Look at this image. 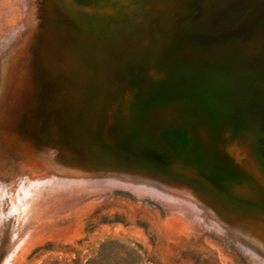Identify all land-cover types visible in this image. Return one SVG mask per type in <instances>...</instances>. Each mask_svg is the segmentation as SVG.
Returning <instances> with one entry per match:
<instances>
[{"label":"rangeland","instance_id":"374dc122","mask_svg":"<svg viewBox=\"0 0 264 264\" xmlns=\"http://www.w3.org/2000/svg\"><path fill=\"white\" fill-rule=\"evenodd\" d=\"M0 264H264V0H0Z\"/></svg>","mask_w":264,"mask_h":264},{"label":"bare ground","instance_id":"6f19581e","mask_svg":"<svg viewBox=\"0 0 264 264\" xmlns=\"http://www.w3.org/2000/svg\"><path fill=\"white\" fill-rule=\"evenodd\" d=\"M158 134H159V135H160V134H164L166 137L171 138V139H170V142H171V143H172V142L174 143V142L177 141L176 138H175V136H172V133L169 134V133H167V132H165V131H160ZM159 135H158V136H159ZM166 137H165V139H167ZM162 138H163V137H162ZM167 141H168V140H167ZM167 141H166V142H167ZM168 142H169V141H168ZM171 143H170V145H171ZM174 144H175V143H174ZM175 148L177 149V152H181V153H182V152L186 149V146L184 145V142H179V143H178V141H177V143L175 144ZM180 155H181V154H180Z\"/></svg>","mask_w":264,"mask_h":264}]
</instances>
